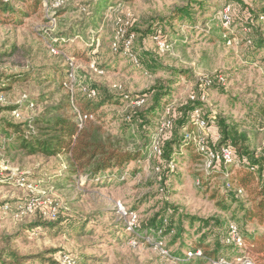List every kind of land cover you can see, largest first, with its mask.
<instances>
[{
  "label": "rangeland",
  "instance_id": "obj_1",
  "mask_svg": "<svg viewBox=\"0 0 264 264\" xmlns=\"http://www.w3.org/2000/svg\"><path fill=\"white\" fill-rule=\"evenodd\" d=\"M224 1L64 0L57 16L56 11L47 13L41 5L37 13L28 12L27 17H22L18 25L0 23V74L3 77L31 75L29 80L16 82L4 91L6 104L0 106V120L28 123L46 109L74 116L73 107L78 108V101L86 102L82 95H87L92 88L96 93L105 92L117 103L105 104L89 121L100 125L102 136L115 147L123 151L140 149L145 155L137 166L135 163L125 166L122 175L115 171L110 179L100 181L88 179L84 172L72 173L68 154L53 158L29 157L22 152L8 151L6 141L0 137L3 181L0 185V251L12 250L18 256L29 257L24 264H58L59 254H72L77 264H189L187 253L195 252L192 247L200 236L208 231L225 235L214 220L220 221L223 229L234 221L241 231L245 230L241 223L243 215L234 210L235 206L228 211L217 207L221 200L228 204L230 187L225 181L234 176L239 160L233 166L207 173L200 159L188 161L176 156V173L172 176L165 172L161 156L150 152V138L158 122L146 126L138 122L122 130L132 115L151 104L150 89L166 85L170 80L176 82L172 73L178 71L181 76L178 84L170 86L173 91L170 102L177 110L190 102L191 95L197 94L208 121L203 135L210 148H213V138L219 134L217 119H221L234 128L238 138H244L250 152L257 157L264 154V116L258 111L264 108V50L250 55L252 45L246 38L250 34L240 25L231 26L230 22L229 30H224L220 21ZM243 1L252 10L264 9V0ZM199 3H205L206 11L199 13L194 9ZM187 5L195 11L191 14L194 29L187 31L188 25L176 22L169 27L167 23L172 13ZM235 7L230 5V15ZM125 14H130L132 19L128 32L135 35L132 52L139 57V68L123 55H115L111 48L117 24ZM157 21L170 46L165 52L157 49L155 35H152ZM261 21L258 19L255 26L264 38V21ZM69 51L81 53L82 57H69L66 54ZM248 57L250 60L246 61ZM151 62L160 65L155 74L150 70ZM91 65L97 70L103 67V75L95 74ZM66 71L68 82L62 86L60 74L64 78ZM50 74L55 78L46 80L44 76L50 77ZM202 78L213 80L215 85L202 88ZM142 93H146L144 103L134 106V98ZM23 95L34 108L26 103L16 105ZM14 110H18L19 118L14 117ZM175 126L176 122L162 135L161 146ZM186 129L191 130V127ZM180 133L182 135L183 130ZM173 167L175 165L168 166ZM163 173L168 176L166 180L161 176ZM237 199L244 204L243 190ZM32 204L35 207L28 211ZM118 206L126 214L134 213L135 231L144 230L148 220L167 206L177 209L179 215L209 220L210 225L200 232L198 223L191 229L184 222L185 234L174 244V231L162 236L161 248L169 255L166 257L159 247L148 243L152 241L150 236L129 244L131 234L126 231L127 219L121 217ZM50 208L56 211L53 221L47 219ZM246 229L249 231L251 227ZM211 235L206 243L213 241ZM35 256L41 258H33ZM188 259L193 261L190 264H211L209 260H212ZM227 260L228 264L245 261L264 264L250 252L228 251Z\"/></svg>",
  "mask_w": 264,
  "mask_h": 264
},
{
  "label": "trees",
  "instance_id": "obj_2",
  "mask_svg": "<svg viewBox=\"0 0 264 264\" xmlns=\"http://www.w3.org/2000/svg\"><path fill=\"white\" fill-rule=\"evenodd\" d=\"M44 1L50 9L55 0H9L7 3L0 0V23L6 22L18 25L21 23L22 17H27L26 14H28V12L31 14L37 13L41 5L43 6ZM119 1L121 3L132 0ZM215 1L218 2V0H213V2ZM224 2L226 3L225 8L233 4L236 6L230 15L231 26L240 25L242 29L250 34V37H246L249 44L252 45L251 50L253 51H251L250 55L253 56L263 51L264 38L258 34V28L255 26V22L258 21V19L261 20V17L264 15V9L252 10L243 0H225ZM199 4L200 5H196L194 9L199 13L206 11L203 6L205 3ZM44 9L43 7V10ZM190 9L191 7L189 5L181 9H176L172 13L171 21L167 23L169 27L173 26L176 22L178 25H188L186 27V29H188L187 31L194 29V27H192L194 23L191 14L195 11ZM54 11H56L54 14L57 16V12L60 10ZM12 17L14 19H12ZM155 26V33H152V35H160L164 39L162 27L158 21ZM224 30L227 31L229 29ZM113 53L115 55H122V44H120L119 49L116 52L113 51ZM66 54L74 59L82 57L81 53L71 54L69 51L68 53L66 52ZM135 55L137 56V54ZM137 59L139 65H141L138 56ZM247 60H250L249 57L246 61ZM150 64L152 74L160 70V65L157 62H151ZM97 68L103 71V67ZM53 74H50V77H44L46 80H52V78H55ZM64 74V78H62L63 75L60 74V83L62 86L68 82V71ZM172 75L177 81L173 82L170 80L166 85L159 84L152 87L149 91V93H152L151 104L145 108L144 111L132 115L127 121L128 123L124 124L123 131L130 129L138 122L141 123L142 126H146L156 121V123L158 122L157 126L159 125L166 106L172 102L173 91L170 89V86L178 84L181 76L178 71L172 73ZM30 77L31 75L29 74L9 75L4 77L0 74V92L4 95V91H6L10 85L16 82L27 81ZM212 85H215L213 80L210 86ZM88 90L93 89L90 88ZM144 94L146 93H142L140 97H135L134 99L143 98L145 97ZM82 96L85 97L87 101H78V108L76 106L73 108L79 113L91 115L92 118L105 104L117 103L113 97L107 96L105 92L101 94L96 93V96L92 99L87 98V95ZM124 100L126 102L129 101V99ZM71 101H73V99ZM199 102V100L189 102L177 110H172V124L176 122L175 130L172 131L168 137L163 139L160 155L165 163V172L169 175L173 176L176 173L177 163L174 159L176 156H181L182 159H188V161L202 159V155L197 151L194 153L191 144L187 142L183 138V134L181 135L180 133L181 130L184 131L187 127L192 126L190 122L191 112L196 107L201 108ZM258 111L261 116H264V108L260 107ZM75 117L76 112L74 116L68 117L54 113L53 109H46L42 115L30 120L28 123L16 124L3 119L0 120V137L4 138L6 141V149L8 151L22 152L25 156L53 158L58 155L68 154L69 167L72 173L84 172L88 179H97L100 181L110 179L115 171L119 173V175H122L125 166H128L130 163H135V166H137L136 164H139L141 161L143 162L145 159V155L140 149L123 151L112 145L108 139L102 136V128L100 125L94 124L88 120L79 127ZM217 127L219 130V134H217L220 136L218 145L230 146L236 162L239 160V166L235 170L234 176H229L225 181V185H228L230 189L234 187L241 188L246 197V201L242 204L237 199L239 195L234 192L235 189H229L228 204H226V200H221L219 204L217 203V207L222 211H228L232 206H235L234 210L237 209V211H240L243 215L241 223L245 225V230L241 231L234 221L228 222L226 228L223 229L224 226H222L221 222L214 220L215 226L222 228L221 230L225 235H216V233L208 231L195 242L192 251L199 250L201 257H199L198 260L202 261L210 258L214 261L223 260L229 263L227 260L228 251H237L242 254L250 252L256 257L257 261L264 262V154L257 157L254 153L250 152L248 147L245 146L244 138H238L234 128H231L221 119H217ZM183 155H186V157H182ZM141 158L142 160H140ZM172 165H175V168H168V166ZM214 170L209 172L212 173ZM166 173L161 175L164 180L168 178ZM214 198L215 196L212 197V200ZM165 209L161 213H156L148 220L145 229L142 230L144 232L140 229L136 231L138 234V237L135 239L136 243L143 241L145 237L149 236L152 238V243L161 242L162 236L174 231L175 235L172 239L174 244L177 240L182 239V235L185 234L184 222L187 223L191 229L194 228L195 223H198L200 232L201 229L209 228V220L179 215L178 210L174 207L167 206ZM167 213H169V215H167ZM166 216L168 217L167 222ZM229 224H234L237 227L241 239L244 242L245 249H237L232 245L226 244L225 240ZM248 226L251 227L249 231L246 229ZM210 235L213 241L206 243ZM130 237L131 240L134 238V235H130ZM28 258L29 257L18 256V254L12 250L0 251V264H24ZM33 258L40 259L41 256H35ZM187 260L189 264L193 262L188 258Z\"/></svg>",
  "mask_w": 264,
  "mask_h": 264
},
{
  "label": "built area",
  "instance_id": "obj_3",
  "mask_svg": "<svg viewBox=\"0 0 264 264\" xmlns=\"http://www.w3.org/2000/svg\"><path fill=\"white\" fill-rule=\"evenodd\" d=\"M4 3H7L9 0H2ZM64 0H55L49 9L46 2H43V5L45 7V10L47 13L54 12V10H58L62 7ZM230 7H226L223 9L220 13V21L222 23V27L224 29H229L231 18H230ZM52 15V13H50ZM261 20L264 21V15L261 17ZM132 19L130 14H125L124 19L119 20L117 24V28L114 33V39L111 43V48L114 52H116L119 49V43L122 44V55L128 58V61L134 66L139 68V61L137 59V56L132 53V45L135 40V35L133 32H128L129 27L132 24ZM155 46L160 52L168 51L170 46L167 44L165 39H163L160 35L155 36L154 38ZM70 65L72 66V59H69ZM91 68L94 69V66L91 65ZM94 73L97 75H103V72L101 70L94 69ZM69 76H72V73H69ZM219 81H223L221 77L218 79ZM201 87H210L212 80L207 78H202L201 81ZM87 96L89 98H94L96 96V92L94 90H88ZM190 102H194L196 100H199L197 97V94H193L189 97ZM203 101V100H202ZM21 103H26L29 108H34V104L30 102L28 97L26 95L22 96V99L17 101L16 105H20ZM144 103V98L136 99L132 104L134 106H141ZM6 100L3 95V93L0 92V105H5ZM76 117L75 120L77 121L79 127L82 126V124L85 121L91 120L92 116L87 114H82L76 111ZM172 110H173V104H169L166 106L163 115L161 117V121L159 125L157 126L155 133L150 138V152L153 154L161 155V137L164 135V133L171 127L172 125ZM13 115L15 118H19L18 110L13 111ZM190 122H191V130L185 129L183 131V138L192 144L197 152H199L202 155V165L205 172H209L214 169H219V167H228L235 165L236 159L233 155V151L230 146L228 145H218L215 146V142H219L220 136L218 134L215 135L212 141L213 148H210L207 144V139L205 137V131L208 128V121L204 117L202 113V109L199 107H196L192 110L191 116H190ZM3 183L0 177V185ZM17 183H19L17 181ZM227 187H229L227 185ZM234 192H236L238 195L242 193V189H235ZM49 204H51L49 202ZM35 206L29 205L28 211H32V209ZM118 211L121 217L126 216V231L130 233L131 235H134V238L129 241L130 245H134L135 239L138 237V234L135 231L136 228V216L134 213H128L118 206ZM46 215L45 213H43ZM47 219L49 221H53L56 219V211L53 208L49 209ZM149 239V238H146ZM226 244L232 245L236 247L237 249H245V245L243 240L241 239V236L238 232L237 227L234 224H229L227 236L225 240ZM149 244H153L154 246H157L160 248L162 254L166 257H169L168 253L166 251H163L161 248L160 242H153L148 240ZM187 257H201L200 251H195L194 253L189 252L187 253ZM238 261L240 259H237ZM58 264H77V259L72 254H59L58 256ZM209 263L211 264H228L227 262L220 260V261H214L209 260ZM243 264H248V261L243 262Z\"/></svg>",
  "mask_w": 264,
  "mask_h": 264
}]
</instances>
